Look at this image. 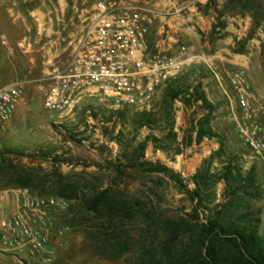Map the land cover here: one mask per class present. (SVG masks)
Wrapping results in <instances>:
<instances>
[{"label":"rangeland","instance_id":"1","mask_svg":"<svg viewBox=\"0 0 264 264\" xmlns=\"http://www.w3.org/2000/svg\"><path fill=\"white\" fill-rule=\"evenodd\" d=\"M102 1L114 0H0V87H25L0 134V221L19 212L24 195L65 199L60 193H70L67 185L79 187L78 197L86 187L123 201L138 198L144 211L130 218L116 213L106 222L93 212L74 215L69 209H79V202L65 199L67 210L47 213L46 251L24 250L10 264H151L168 231L180 234L184 224L236 219L245 211L264 235V160L238 130L234 83L241 74L264 124V0H124L166 19L164 30L195 62L160 91L149 111L50 116L36 83L53 57L74 47ZM203 95L207 104L199 100ZM143 113L153 117L150 125L141 126ZM201 124L212 135L200 138ZM228 163L244 177L252 174L253 183L225 182ZM27 176L30 188L18 187ZM197 176L205 182L202 207L188 193ZM62 227L68 230L58 239ZM142 249L146 256L138 261Z\"/></svg>","mask_w":264,"mask_h":264},{"label":"built area","instance_id":"2","mask_svg":"<svg viewBox=\"0 0 264 264\" xmlns=\"http://www.w3.org/2000/svg\"><path fill=\"white\" fill-rule=\"evenodd\" d=\"M166 21L136 3L99 2L74 47L64 57H53L36 83L45 112L70 120L81 111L90 117L93 113L149 111L160 91L196 60L187 46L164 30ZM234 83L242 114L240 119L235 117L238 130L252 154L264 160L261 109L251 104L241 74ZM24 88L23 84L0 87V134L22 104ZM68 208L62 198L24 195L19 212L0 221V264H10L8 259L24 250L32 255L44 253L50 233L47 213ZM67 230L58 229V239Z\"/></svg>","mask_w":264,"mask_h":264},{"label":"trees","instance_id":"3","mask_svg":"<svg viewBox=\"0 0 264 264\" xmlns=\"http://www.w3.org/2000/svg\"><path fill=\"white\" fill-rule=\"evenodd\" d=\"M199 98L207 104L204 95ZM152 118L150 113H143L140 116L141 126L150 125ZM207 134L212 135L207 133L204 124H201L200 138ZM23 178L25 182L17 186L30 188L27 181L29 176ZM201 179L206 180L207 177ZM223 180L237 186L241 183H253L254 177L252 174L244 177L239 168L228 163L224 169ZM195 184L196 188L188 193L192 201H197L199 207H202V184L205 182L199 181L197 176ZM65 188L70 190V193L61 192L60 196L80 204L77 210L74 206L70 207L69 210L74 215L93 212L106 222H112L116 213L130 218L144 211L142 201L138 198L123 201L107 189L87 191L86 187L80 188L82 196L78 197L79 187L67 185ZM194 212L199 219L198 207L194 208ZM184 227L185 230L180 234L178 231L176 233L177 229L168 231L169 234L160 241L159 251L150 261L151 264H264V235L258 232L250 211L241 212L236 219L230 217L226 220L218 216L207 218L203 223L196 222L192 226L184 224ZM145 256L146 253L142 249L137 256L138 261H142Z\"/></svg>","mask_w":264,"mask_h":264}]
</instances>
